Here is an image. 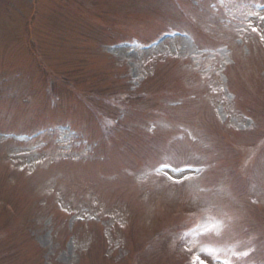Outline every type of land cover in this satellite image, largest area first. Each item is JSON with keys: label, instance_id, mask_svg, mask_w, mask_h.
<instances>
[{"label": "rangeland", "instance_id": "1", "mask_svg": "<svg viewBox=\"0 0 264 264\" xmlns=\"http://www.w3.org/2000/svg\"><path fill=\"white\" fill-rule=\"evenodd\" d=\"M263 2L0 0V264H264Z\"/></svg>", "mask_w": 264, "mask_h": 264}, {"label": "snow or ice", "instance_id": "2", "mask_svg": "<svg viewBox=\"0 0 264 264\" xmlns=\"http://www.w3.org/2000/svg\"><path fill=\"white\" fill-rule=\"evenodd\" d=\"M253 30L255 31V29H253ZM219 227L220 226L217 223L209 222V226L207 228H205L204 231L206 233L207 232H216L217 234H219V232H218ZM200 251L205 253L207 256H214V253L216 250L212 249V248L201 247ZM242 255H247V253H243ZM196 262H198V264H205V260H201L199 257H196V261H194L193 264H196ZM225 264H228V262L225 261Z\"/></svg>", "mask_w": 264, "mask_h": 264}]
</instances>
